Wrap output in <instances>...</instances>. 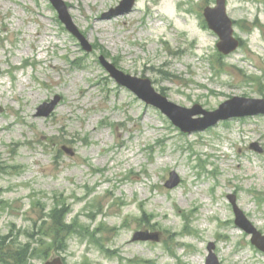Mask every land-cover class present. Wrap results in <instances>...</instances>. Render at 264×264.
Listing matches in <instances>:
<instances>
[{
	"label": "rangeland",
	"instance_id": "374dc122",
	"mask_svg": "<svg viewBox=\"0 0 264 264\" xmlns=\"http://www.w3.org/2000/svg\"><path fill=\"white\" fill-rule=\"evenodd\" d=\"M64 1L94 52L49 0H0V264H206L209 243L220 264H264L228 199L264 234V115L185 134L99 62L185 108L264 98V0H227L242 41L228 56L205 28L216 0H137L110 19L122 0Z\"/></svg>",
	"mask_w": 264,
	"mask_h": 264
},
{
	"label": "water",
	"instance_id": "95a60500",
	"mask_svg": "<svg viewBox=\"0 0 264 264\" xmlns=\"http://www.w3.org/2000/svg\"><path fill=\"white\" fill-rule=\"evenodd\" d=\"M53 5L57 8L60 14V19L67 25V28L75 34L82 42L84 48L91 51V46L87 43L85 38L78 32L73 25L72 20L68 14L67 7L62 0H51ZM135 4V0H124L120 7L112 13L120 15L129 12ZM205 16L209 26L214 30L222 39L218 44V48L224 54H229L237 49L239 42L233 38L232 22L226 15L225 0H218V7L215 9L207 8ZM103 65L111 73V75L122 85L129 87L139 97L163 110L168 116L172 118L174 123L182 128L184 132H193L198 130H205L211 126L216 125L220 120H227L232 117H243L264 114V100H248L243 98H234L231 101L223 104L220 109L213 113L204 111L200 106H195L193 109L187 110L180 108L170 102L161 95L157 94L152 88L149 80H142L133 78L118 71L113 65L105 62L101 58ZM58 99L51 104H44L39 108V116H48L55 108ZM179 113L182 117L177 114ZM204 115V118L191 121L195 115ZM190 121L189 124L185 119ZM179 183L178 177L175 173L171 174V180L167 183V187H174ZM234 206L236 213V224L244 229L246 232L253 234L252 242L264 251V237L246 220L242 212L236 206L235 197H229ZM138 234L135 239H138ZM213 245L209 246L210 256L208 257L207 264H218L215 255L212 253Z\"/></svg>",
	"mask_w": 264,
	"mask_h": 264
},
{
	"label": "trees",
	"instance_id": "16d2710c",
	"mask_svg": "<svg viewBox=\"0 0 264 264\" xmlns=\"http://www.w3.org/2000/svg\"><path fill=\"white\" fill-rule=\"evenodd\" d=\"M59 224H57V226H56V228H55V230H56V235L58 236V233L59 232H61V228L63 227V228H65V225H64V223H62V220L60 219V221H57ZM71 227V226H70ZM21 253H22V250H21ZM21 253L19 254L18 253V255L17 256H21ZM16 261H17V264H23V260L22 259H18V258H16L15 259Z\"/></svg>",
	"mask_w": 264,
	"mask_h": 264
}]
</instances>
